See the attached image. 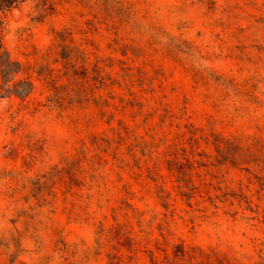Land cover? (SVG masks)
I'll return each mask as SVG.
<instances>
[{
    "label": "rangeland",
    "instance_id": "374dc122",
    "mask_svg": "<svg viewBox=\"0 0 264 264\" xmlns=\"http://www.w3.org/2000/svg\"><path fill=\"white\" fill-rule=\"evenodd\" d=\"M23 5L6 20H14ZM37 7L45 12L33 17L36 23L62 10L74 11L83 46L74 43L72 29L53 28L57 47L51 64L33 67L16 59L22 69L15 79L34 86L25 99L41 79L54 90L61 79L70 81L69 91L84 98L97 129L87 143L103 147L116 142L124 152L122 175L112 168L117 154L111 151L100 154L97 167L112 172L121 188L120 181H128L137 194L140 182H152L151 173L163 177L164 211L181 224L184 219L171 209L173 204L200 213L204 203L217 217L207 229L188 218L185 236L176 242L157 225V238L141 244L123 221L126 205H117L121 215L108 210L103 217L110 231L102 254L93 250L88 255L100 264H264V0H43ZM140 27L154 42H133ZM177 45L188 54L183 62L175 55ZM146 83L155 87L146 89ZM117 89L127 94H114ZM157 91L168 102L162 116L173 133L162 169L147 166L148 146L137 143L131 130L143 109L140 98ZM5 99L23 100L2 96L0 89V103ZM209 112L235 127L231 139L206 130L201 121ZM16 131L13 127L10 135ZM35 147L11 139L5 143L0 129V264H71L75 237L82 231L77 205L89 191L76 160L29 175L5 195L3 181L13 177V169L3 167L4 161L28 168L21 153ZM141 168L144 180L138 182L134 173ZM216 232L214 239L221 244L210 242Z\"/></svg>",
    "mask_w": 264,
    "mask_h": 264
},
{
    "label": "clouds",
    "instance_id": "9594fccd",
    "mask_svg": "<svg viewBox=\"0 0 264 264\" xmlns=\"http://www.w3.org/2000/svg\"><path fill=\"white\" fill-rule=\"evenodd\" d=\"M42 3L43 0H24L23 11L16 13L14 20L10 17L0 25V51L7 49L14 59L22 58L26 66L34 67L42 62L51 64L57 47L53 28L72 29L75 36L74 43L83 46V39L78 34L81 22L74 11L62 10L61 14L49 16L43 23L33 21V17L45 12L44 7H37ZM137 39L150 40V34H146L140 27L137 35L132 37L133 42ZM150 42L154 41L150 40ZM175 55L181 58L182 62L188 56L179 45ZM54 67L58 69L59 65ZM33 78L39 79L35 76ZM70 83L61 79L59 89L54 90L48 80L41 79L40 87L34 91L32 97L19 102L15 99H5L0 103V129L3 130L4 142L7 143L11 139L14 143L36 146L32 152L21 153L24 159L29 161L28 168L21 167L18 163L10 164L4 161L3 167L13 169V177H6L3 181L5 195L9 191L18 190L20 184L29 175L51 167H65L69 159L76 160L81 183L85 184L89 191L80 198V203L77 205L80 215L77 223L82 225V231L78 237H75L77 251L72 256L71 264H100L96 256H89L88 253L95 250L96 253L102 254L106 246L105 236L110 231L108 227H104L110 222L103 220V217L108 210L114 215H121L116 209L117 205H126L122 213L123 221L129 225L130 234L134 235L141 244H147L157 238V225L164 226L162 231L165 238L172 242L185 236L184 225L187 224L188 218H192L207 229L211 221L217 217L212 216L211 208L204 203L199 205L203 209L200 213H197L195 208L183 210L176 209L174 204L171 205V209H175L178 216L183 217L184 224L180 223L177 216L166 214L164 178L157 176L155 172L151 173L152 182H140L139 194H137L128 181L122 179L120 184L124 187L121 188L111 179L112 172L96 166L100 154L106 150L111 151L117 154L112 168L115 169L116 175H122L120 170L125 169L124 152L116 142L111 144L105 142L103 147L87 143L88 140L96 137L97 129L91 112L86 108L84 98L79 93L69 91ZM144 87L154 88L155 85L146 83ZM128 88L132 89L130 83ZM132 90L135 92V89ZM37 93H41L42 96L37 97ZM114 94L120 96L126 95L127 92L117 89ZM140 99L144 101L143 109L132 122L133 139L142 146H148L145 159L148 160L149 154L151 159L148 160L147 166L151 168L152 164H155L157 168L162 169L170 146L173 144V133L162 116L165 108L168 107V102L159 91ZM38 100H42V103ZM169 116L171 117V113ZM201 123L210 134L216 136L231 139L235 133L234 126H230L226 119L213 112L207 113ZM13 127L17 131L10 135V129ZM110 127L113 131H119L114 125ZM106 136H108L107 128L100 134V139L103 140ZM138 158L139 153H135L133 159ZM134 174L138 182L144 180L143 168ZM4 204L6 208V199ZM190 235L198 239L201 233L193 232ZM215 235H218V232L213 234L210 242L221 244L222 241L214 239Z\"/></svg>",
    "mask_w": 264,
    "mask_h": 264
},
{
    "label": "trees",
    "instance_id": "16d2710c",
    "mask_svg": "<svg viewBox=\"0 0 264 264\" xmlns=\"http://www.w3.org/2000/svg\"><path fill=\"white\" fill-rule=\"evenodd\" d=\"M24 0H0V25L4 24L7 15ZM22 67L19 61L14 59L7 49L0 51V89L2 96L15 95L25 99L33 90L30 80L15 79Z\"/></svg>",
    "mask_w": 264,
    "mask_h": 264
}]
</instances>
